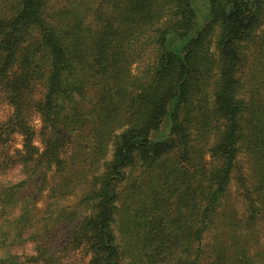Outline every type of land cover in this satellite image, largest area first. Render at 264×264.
Here are the masks:
<instances>
[{"label":"trees","instance_id":"obj_1","mask_svg":"<svg viewBox=\"0 0 264 264\" xmlns=\"http://www.w3.org/2000/svg\"><path fill=\"white\" fill-rule=\"evenodd\" d=\"M0 111V264H264V0H0Z\"/></svg>","mask_w":264,"mask_h":264},{"label":"rangeland","instance_id":"obj_2","mask_svg":"<svg viewBox=\"0 0 264 264\" xmlns=\"http://www.w3.org/2000/svg\"><path fill=\"white\" fill-rule=\"evenodd\" d=\"M211 46V45H210ZM209 46V47H210ZM213 50L212 46L210 47V52ZM250 51V50H249ZM248 51V52H249ZM213 52V51H212ZM251 53L247 54V60H246V63H245V68L246 70H251L252 71V68L254 67V65H256V63L254 62V60L251 59ZM248 76H245V79H247ZM0 117H2V111H0ZM34 124L37 126L38 125V121H35ZM16 143L18 144V147H19V144H20V139L17 138L16 139ZM243 167H245V164L243 163L242 165ZM233 192V191H232ZM231 196V195H230ZM233 198V197H232ZM234 202H237L235 200H232ZM227 206H225L226 208ZM238 213L241 209V205H240V202L238 201L237 203L233 204L232 206ZM264 233V232H263ZM264 235V234H263ZM262 241V240H261ZM14 264H27V263H24V262H20V263H14ZM63 264H88V258L86 257H79V256H76L72 259V261L68 262V263H63Z\"/></svg>","mask_w":264,"mask_h":264}]
</instances>
